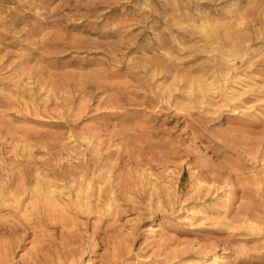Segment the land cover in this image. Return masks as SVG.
Instances as JSON below:
<instances>
[{"label": "rangeland", "instance_id": "rangeland-1", "mask_svg": "<svg viewBox=\"0 0 264 264\" xmlns=\"http://www.w3.org/2000/svg\"><path fill=\"white\" fill-rule=\"evenodd\" d=\"M0 264H264V0H0Z\"/></svg>", "mask_w": 264, "mask_h": 264}, {"label": "bare ground", "instance_id": "bare-ground-1", "mask_svg": "<svg viewBox=\"0 0 264 264\" xmlns=\"http://www.w3.org/2000/svg\"><path fill=\"white\" fill-rule=\"evenodd\" d=\"M49 193H51V192H49ZM43 195V194H42ZM48 196V195H47ZM36 218V217H35ZM68 233H70V232H68ZM75 236V235H74ZM78 236V235H77Z\"/></svg>", "mask_w": 264, "mask_h": 264}]
</instances>
